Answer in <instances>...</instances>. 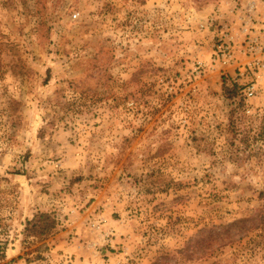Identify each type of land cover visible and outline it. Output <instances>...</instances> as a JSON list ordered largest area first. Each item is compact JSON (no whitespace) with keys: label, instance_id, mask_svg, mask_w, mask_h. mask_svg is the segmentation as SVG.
I'll list each match as a JSON object with an SVG mask.
<instances>
[{"label":"rangeland","instance_id":"374dc122","mask_svg":"<svg viewBox=\"0 0 264 264\" xmlns=\"http://www.w3.org/2000/svg\"><path fill=\"white\" fill-rule=\"evenodd\" d=\"M246 6L0 0V264H264V223L202 238L264 210V73L210 66Z\"/></svg>","mask_w":264,"mask_h":264},{"label":"built area","instance_id":"2783aa9c","mask_svg":"<svg viewBox=\"0 0 264 264\" xmlns=\"http://www.w3.org/2000/svg\"><path fill=\"white\" fill-rule=\"evenodd\" d=\"M261 7H264L262 0ZM246 6L235 15V23H225L217 31V43L210 62L213 68H233L234 80L247 100L255 98L260 91V78L264 73V11ZM218 16V17H217ZM220 15L212 18L214 24ZM198 69L208 66L198 63Z\"/></svg>","mask_w":264,"mask_h":264},{"label":"trees","instance_id":"16d2710c","mask_svg":"<svg viewBox=\"0 0 264 264\" xmlns=\"http://www.w3.org/2000/svg\"><path fill=\"white\" fill-rule=\"evenodd\" d=\"M264 223V210H259L253 218L236 221L222 228H214L206 231L202 238L211 243H228L238 234L250 232ZM255 227V228H254ZM56 228V222L49 214L38 213L26 224L25 233L27 237L43 238L51 235Z\"/></svg>","mask_w":264,"mask_h":264},{"label":"crops","instance_id":"0c3cea01","mask_svg":"<svg viewBox=\"0 0 264 264\" xmlns=\"http://www.w3.org/2000/svg\"><path fill=\"white\" fill-rule=\"evenodd\" d=\"M262 0H245V4L257 8L256 14L263 12L264 7H261Z\"/></svg>","mask_w":264,"mask_h":264}]
</instances>
